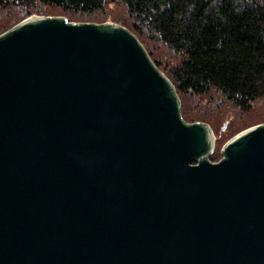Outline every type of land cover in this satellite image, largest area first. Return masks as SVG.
<instances>
[{
  "label": "water",
  "instance_id": "1",
  "mask_svg": "<svg viewBox=\"0 0 264 264\" xmlns=\"http://www.w3.org/2000/svg\"><path fill=\"white\" fill-rule=\"evenodd\" d=\"M173 85L113 23L0 35V264H264V125L209 160Z\"/></svg>",
  "mask_w": 264,
  "mask_h": 264
},
{
  "label": "trees",
  "instance_id": "2",
  "mask_svg": "<svg viewBox=\"0 0 264 264\" xmlns=\"http://www.w3.org/2000/svg\"><path fill=\"white\" fill-rule=\"evenodd\" d=\"M36 2L81 15L120 5L126 18L115 22L135 36L178 99L214 92L241 113L264 99V0H0V7ZM152 47L171 62L161 66ZM178 106L186 123L180 99Z\"/></svg>",
  "mask_w": 264,
  "mask_h": 264
},
{
  "label": "rangeland",
  "instance_id": "3",
  "mask_svg": "<svg viewBox=\"0 0 264 264\" xmlns=\"http://www.w3.org/2000/svg\"><path fill=\"white\" fill-rule=\"evenodd\" d=\"M34 15L50 18L62 17L68 23L73 24L113 23L119 26L121 25L115 21L126 18L124 8L116 3L107 4L103 12L93 15H81L79 13L63 12L59 8L36 2L24 7H0V27H7L0 35L15 26L16 24L10 25L16 19L22 21ZM151 49L154 57L160 61L161 66L171 62L170 58H165L158 48L152 47ZM179 97L182 105V114L187 124L205 122L211 127L215 137V144L209 160L213 163L222 159V147L234 135L248 128L264 125V99L253 103L248 113H241L236 108L221 102L218 99V95L214 92L204 96L186 95Z\"/></svg>",
  "mask_w": 264,
  "mask_h": 264
}]
</instances>
